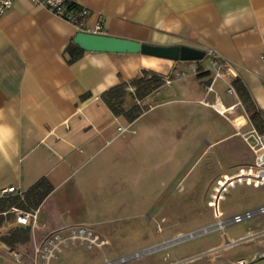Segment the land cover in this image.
Segmentation results:
<instances>
[{
  "label": "crops",
  "instance_id": "0c3cea01",
  "mask_svg": "<svg viewBox=\"0 0 264 264\" xmlns=\"http://www.w3.org/2000/svg\"><path fill=\"white\" fill-rule=\"evenodd\" d=\"M67 1L89 10L88 25L101 22L108 36L215 53L228 68L226 81L243 83L264 122V0ZM77 33L73 25L30 0H16L0 17V199L5 189L15 187L24 194L43 178L54 187L49 196L55 194L120 136L118 128L124 124L103 102V93L120 84L131 85L144 71L170 77L177 65L185 64L141 54L85 51L70 63L66 49ZM192 90L198 94L194 87ZM198 95L201 101L206 93ZM217 98L226 112L209 108L232 133L207 143L208 148L222 147L216 156L223 164L213 188L224 176L255 167L258 157L250 148L247 153L241 151L238 142L229 145L241 133L256 130L238 95L228 105L219 93ZM239 114L244 121L237 126L231 116ZM235 168L238 170H232ZM238 186L243 185L231 190ZM261 188L264 186L256 189ZM230 193L217 209L208 202L215 211L210 223L217 215L229 218L264 206L262 202L223 207ZM45 220L43 227L48 226ZM57 221L59 228L67 226ZM262 235L264 230L251 231L244 239ZM15 251L0 243V264H29L25 254L18 263Z\"/></svg>",
  "mask_w": 264,
  "mask_h": 264
},
{
  "label": "rangeland",
  "instance_id": "374dc122",
  "mask_svg": "<svg viewBox=\"0 0 264 264\" xmlns=\"http://www.w3.org/2000/svg\"><path fill=\"white\" fill-rule=\"evenodd\" d=\"M214 76L210 59L205 57L199 62L177 65L170 76L174 80L173 89L164 84L140 103L127 95L125 107L139 106L140 117L133 123L121 118L129 132L120 135L111 146L80 167L59 191L47 197L36 229L37 239L41 241L53 231L64 228L62 234L66 235L64 232L69 229L83 226L105 242L103 251L71 246L50 264H100L103 252L109 259L125 257L145 250L154 242L188 235L216 222L210 223L215 211L208 202L214 192L215 175L223 164L216 156L222 147L208 148L207 143L231 134L232 130L209 107L223 106L218 93L228 100L226 105L236 98L229 93L226 77L215 81ZM193 87L202 96L205 92V99L199 101V95L192 94ZM231 119L237 126L244 121L241 114ZM247 132L231 139L229 145L238 142L241 151H250L245 141ZM225 169H228L226 165ZM262 202L264 188L243 185L231 190L222 206L231 209ZM7 217L2 233L16 227L15 215ZM44 218L47 227H43ZM57 220L67 226L59 228ZM206 223L210 224L202 226ZM262 230L264 216L230 226L226 233L230 241L238 242L251 231ZM222 243V233L210 231L127 264L184 262ZM19 251L30 257L26 261L33 264L32 241L28 248ZM261 252H264V235L186 264H207L210 258L226 264L240 260L264 264L259 259Z\"/></svg>",
  "mask_w": 264,
  "mask_h": 264
},
{
  "label": "built area",
  "instance_id": "2783aa9c",
  "mask_svg": "<svg viewBox=\"0 0 264 264\" xmlns=\"http://www.w3.org/2000/svg\"><path fill=\"white\" fill-rule=\"evenodd\" d=\"M16 0H0V17H2L6 12H8L14 5ZM37 6H41L55 16L67 21L71 25L75 27L78 32L96 34V35H106V31L101 22H97L93 26H89L87 21L90 15L89 10L71 4L67 0H30ZM206 57L210 58V62L215 70L214 80L224 79L226 76V71L228 70L226 64L220 59L215 53L208 52L206 53ZM264 62V56L262 58ZM172 84V80L169 77L165 79V85L170 86ZM132 86H129L125 89L127 94L135 95V91H133ZM229 93L235 94V90L231 84H229ZM140 103L139 100H137ZM216 111L217 109L214 108ZM226 112V109H224ZM119 135H124L129 132L127 127L121 125L118 128ZM245 141L248 147L258 155L256 166L248 169H241L237 175L235 176H224L221 180L217 182V186L214 188V192L211 194V200L209 202V206L217 209L218 203L225 199V196L229 194L231 189H234L237 185H249L253 187H261L264 186V160L258 162V160L264 157V135L257 132V130H252L247 137L245 136ZM13 194L21 195L18 193L15 187H11L2 191V197L10 196ZM40 208L35 211H23L16 208L11 209L10 214L15 215V226L16 227H27L32 230V242L34 249V257L33 264H50L53 259H57L59 254L63 253V251L71 246H86L88 249H100L103 251V247L105 242L100 239L98 235H96L92 230L85 229L83 226L77 228H71L68 230L66 235L62 234V231H66L64 228L53 231L49 233L45 238L41 241H38L36 236V229L38 225ZM5 213L4 215H7ZM264 216V206H260L256 209L249 210L237 215H234L229 218H222L220 215H217L216 222L206 228H203L197 232L188 234V235H179L172 239L160 241L158 243H154L149 246L145 250L136 252L134 254L111 259L116 264H127L130 261H135L143 256H150L161 251L169 250L172 247L179 245L180 243L186 241L189 238H193L199 234L208 233L210 231L220 232L224 237V243L218 249L209 251L205 254L198 255L196 257L190 258L184 262H178L174 264H186V263H194L203 257L214 255L215 253L221 250H227L235 244L245 241L246 239H242L241 241L235 243L231 242L227 238V228L233 225H238L245 223L249 220H252L256 217ZM248 240V239H247ZM14 259L20 263L25 255L21 252H14ZM102 262L100 264H105L106 254L102 253ZM259 259L264 260V253L259 254ZM41 261V263H40ZM207 264H226V262L217 261L214 258H210ZM236 264H248L245 260H240Z\"/></svg>",
  "mask_w": 264,
  "mask_h": 264
},
{
  "label": "trees",
  "instance_id": "16d2710c",
  "mask_svg": "<svg viewBox=\"0 0 264 264\" xmlns=\"http://www.w3.org/2000/svg\"><path fill=\"white\" fill-rule=\"evenodd\" d=\"M70 4L71 7H73V5L75 6V4ZM66 53L70 57L69 62L73 63L79 60L84 52L72 42L67 47ZM165 79L166 78L158 74L144 71L142 76L131 84V86L136 88L135 95L127 94L125 90L130 84H120L103 93L101 98L114 116L123 118L129 123H133L140 117L141 111L137 105L131 108L125 107L124 101L127 95L142 101L154 91L161 88L165 84ZM231 85L244 105L253 127L258 133L264 135V122L261 119L259 111H257L255 105L251 101L245 86L239 80H235ZM53 190L54 187L50 182L46 178H43L24 194L2 197L0 199V243L5 244L10 250H16L15 252H20L19 250L21 248H28L32 241L30 228L15 227L9 229L7 232H1L7 222V216L11 215L9 212L13 208L23 211H35L39 209ZM5 213L8 214L4 215Z\"/></svg>",
  "mask_w": 264,
  "mask_h": 264
},
{
  "label": "water",
  "instance_id": "95a60500",
  "mask_svg": "<svg viewBox=\"0 0 264 264\" xmlns=\"http://www.w3.org/2000/svg\"><path fill=\"white\" fill-rule=\"evenodd\" d=\"M73 43L85 52L141 54L174 62H199L205 59L204 51L186 46H158L108 35L78 32ZM264 160V157L258 162Z\"/></svg>",
  "mask_w": 264,
  "mask_h": 264
},
{
  "label": "bare ground",
  "instance_id": "6f19581e",
  "mask_svg": "<svg viewBox=\"0 0 264 264\" xmlns=\"http://www.w3.org/2000/svg\"><path fill=\"white\" fill-rule=\"evenodd\" d=\"M215 108L217 109V111H218L219 113H221V114L224 113V107H223V106H221V105H217V106H215ZM105 261H106L105 264H116V263L113 262L111 259L107 258V256H106V258H105Z\"/></svg>",
  "mask_w": 264,
  "mask_h": 264
}]
</instances>
